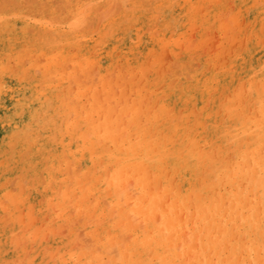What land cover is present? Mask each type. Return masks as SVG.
I'll return each instance as SVG.
<instances>
[{
  "label": "bare ground",
  "instance_id": "bare-ground-1",
  "mask_svg": "<svg viewBox=\"0 0 264 264\" xmlns=\"http://www.w3.org/2000/svg\"><path fill=\"white\" fill-rule=\"evenodd\" d=\"M203 2L204 1H201L200 4ZM116 3L120 4V2ZM109 4H112L113 6L115 3L111 2ZM119 4L118 6L121 7ZM200 4L199 2H195L193 5L191 4L193 9L187 11V13H185V10H187L190 5H187L186 2L187 6L185 5V9H183L180 5L181 8L178 9V12L182 13L178 15L183 17L186 16L188 20L193 22H202L200 12L202 13L204 9H200ZM218 6L213 5V8L208 14L214 21L217 20L220 23V25L218 24V28H225V31L227 30L229 32V30L233 27L229 26L228 29L227 24H229V22L233 23L235 18L233 17L234 19L230 20V14L227 13L226 10L222 11L221 15L216 16L217 11L220 10V7ZM62 8V12L64 13L61 18L54 17L56 13L51 14V16L50 14H44L46 17L40 16V18L32 21H30L27 16L22 15L23 13L18 14V16L11 14L13 12H0V264H37L39 262L36 256V246L38 245L36 241L37 235L32 232V222H34V220L37 221V217L50 215L51 218L63 217L65 219L66 217L73 215L89 216L96 213V215L101 217L106 216L105 214L107 213L106 219H109V222L110 220H113L110 223L112 225V229H115L114 232L121 226L123 227L122 223H125L124 220L130 219L127 221H131V223H126L125 227L121 230L124 231L127 228H130L128 231L132 234L127 235L128 238L129 236H132V240L127 242L116 240V242L113 243V237L105 238V236L107 237V234L112 232L108 229V225L104 227H99L98 225L96 226L97 228H93V225L92 229H95V235L94 239L91 240L95 241V244L90 242L91 240L88 239L90 236H88V238L85 237L84 239L86 240L87 238L91 245H85L88 248L89 246H92L90 248L94 251L96 250V252L98 251V254L102 251L101 244H107L113 249V251H115L114 253L116 257H113V259L120 261L121 264H125V255L130 252V255L133 256L135 253H132V248L135 246L136 248L138 247V252L142 250L147 251V253L149 252L150 255L154 253V259L157 260L158 264H176L178 260L181 259L182 253L180 252L182 251L185 252L184 256L186 262L183 260L180 264H202V262H204V257L202 255L207 256L209 253H207V251H202L200 254L201 250L199 249L198 252L200 255L198 256V252H194L195 245L200 248L202 247V250L206 248L209 251L216 253L217 251H220V249L218 250V245L210 239L214 230L217 229L221 232V234H223L227 221L240 216L243 221L250 220V222L252 219L257 218L258 216L260 217V214L258 215V212L260 211H258V209H260V207L257 208L256 211L253 209L252 217H248V219L247 217L245 218L243 214H240L242 213L244 207L241 210L242 206H240V202L238 201L242 202L244 200L237 199V196L240 192H242L244 185L246 187L245 189L252 191V193L255 192L257 194L264 192V99L261 98L262 101L259 102L261 103L262 108L261 119L259 121L257 120V122L253 125H251V123L247 124L246 127L241 125L231 130H219L212 128L211 132L214 133V135H212L213 141L208 139L206 142H200L202 137L195 138V135L199 134V131H197L198 127L196 126V124H200L201 122L198 121L199 116L197 117L198 120H193L194 122L192 121L194 123H192V125L197 127L192 129L196 132V134L194 136L188 135L185 131L187 125H183L185 126L184 128L178 123L179 121L176 122L177 119H182L179 117L181 115L177 116L178 112L177 114L175 112V115L169 112V107L173 104H170L171 106L168 105V107L167 105L163 106L164 103H162L163 105L161 104V106L166 108L165 110H169L167 111L166 118L168 119V117L171 116V120L170 118L169 121H166V118L162 119L160 113L157 112L153 115V121L151 119L148 120L150 115L146 116L144 110H140L142 107L140 106L139 108V105H143L144 101L142 100L145 99L146 101L147 96L151 97V94L153 93V90H150L151 88L147 89L146 92H143L139 86H133V84L130 85V89L134 91L137 96V100L134 97L136 100H134V102H129V97L128 100L122 98L123 96H126V92L128 91L124 93L125 95L122 93L123 96L118 99L112 91L113 89H111V87H115L114 85L111 86L113 83H119V86H121L124 82V84L126 83L127 85L128 80H125V78L129 73L135 70H132L135 66H138L137 58L133 55L134 51L131 50V48L135 49L141 46L144 51H148L149 46L146 42L147 40L136 41L138 38L135 36L132 46L124 43L120 47V43L116 42L113 44V42L108 40L109 36H111V34H109L110 30H104L103 28L100 36H102L104 42H101L102 49L99 52V58L95 60L92 57L93 41L89 37L91 32H86L84 30L85 28L88 29V26H90V23L87 21L94 17L93 12H91L90 9L93 8L97 11L99 9H97L93 3H88V5H86L83 0H75V2L68 0V3L64 7L62 6ZM227 11L229 12L230 10ZM102 15L104 17V14ZM102 15L100 17L101 19ZM83 22L86 24L88 23V26L85 27L86 25L84 26ZM110 25H112V23L106 22L104 27ZM211 25L213 26L214 24L212 23ZM207 27H210V25ZM196 29H198V27H196ZM167 37L168 36L165 35L162 38L155 39L153 42L154 46L157 49H162V47L167 43L165 41H168L169 44V39ZM122 39L124 40V38ZM177 39L178 38L175 40ZM189 41H191L190 38L187 42ZM185 42L186 41H184V43ZM194 42L192 39L190 44L187 43V45H189L188 49L194 48ZM199 43L201 44L202 41ZM177 44L178 43H176V45ZM181 44L183 43L181 42ZM8 45L20 47L22 51L20 56H16V59L19 60L18 63H20L17 64V68H13L10 65L9 59L15 55L18 49ZM195 47L197 46L195 45ZM73 48H75V51L76 49L78 50L75 56H72ZM185 48L188 50L187 47ZM194 50L197 51L198 49L194 48ZM138 51L140 52V50ZM164 51L168 54L166 49ZM164 51L160 54L163 55ZM117 52H120L124 57L125 71L129 72L127 73V76H124V78H120L119 74L118 78H114L116 70L114 69L113 71V69H110V66L115 61ZM153 52L152 54H154ZM198 52H202V50H199ZM195 53L197 52L194 51V54ZM167 54L163 56L168 59L170 57H168L169 55L166 56ZM161 55H159L158 58H160ZM200 56L202 55L200 54ZM191 57L194 59L193 54ZM166 58L163 57L162 60L164 59L163 61L165 62ZM167 59L165 63L169 61V59ZM207 59L208 57L205 61ZM171 60L172 59H170L169 62H171ZM26 62L29 64L27 65ZM175 62L176 64H174ZM177 62L178 59L177 61H172V66L175 65V67L177 66L176 68L179 69V62L178 65ZM162 63L163 62H160L161 65ZM165 63L163 65H165ZM194 63L196 65L197 61ZM143 64L145 65V63ZM115 65L117 67V64ZM147 65L148 64H146V67H149V65ZM95 66L99 68V72H97L98 70L95 69ZM90 68L91 71H97H90L89 76L91 74L94 76L91 75L92 77L90 76L87 79L83 78V80L86 81L89 79L94 81H91L92 84L90 81H87V83L89 82L88 84H91V86L85 88L81 85L82 81L81 84H79L78 78ZM160 68L161 70L163 69L162 73H165V71L168 73V68L164 69V66L163 68ZM160 68L156 71L158 72L157 77L156 75L154 76L157 80L160 75L159 72L161 73ZM188 70L185 72L188 73ZM146 71H148V69ZM126 72L124 73L125 75ZM174 72L175 74L177 73L176 69ZM174 72H169L168 75H174ZM189 72H193V70ZM144 73H142V76ZM136 74L132 76L133 78L131 77L133 81L137 78L135 77L137 76ZM96 75H98V79ZM154 77L152 76V79ZM192 77L193 75L191 77L189 76L188 79H191ZM95 78L98 81L94 80ZM131 79L129 80L131 81ZM143 80L144 79H141V82ZM173 80H176V78ZM95 81L99 83L100 88L98 87L97 89L98 84ZM172 81L170 82L172 83ZM137 83L139 85L141 84L140 81ZM187 84L189 83L185 82V85ZM201 84L203 83L201 82ZM168 86L169 84L167 85V88H165V91L167 92V103L173 102L174 98L180 96L189 99L188 101H191V99L196 97L194 96L195 93L191 94L190 88L187 86H185L183 90L179 91H177L178 86L177 88H170ZM158 87L160 89V84ZM158 87H156V89ZM127 88L128 87H126V90ZM117 89L119 90V87L116 88V91L119 92ZM156 89L154 91H156ZM208 89L206 91H208ZM149 91L152 92L150 95L144 94H149ZM164 93L162 92V95L159 94L161 99L165 98ZM144 96H146V98H143ZM149 99L150 98H147V100ZM208 99L209 98L206 100ZM119 100H121L120 103H118ZM183 102H185V100ZM207 103L208 102H206V105ZM153 105L151 106L152 109L154 106L156 107L157 104ZM148 109L149 108H147V110ZM152 109L148 110L149 113H151ZM115 110L120 111L119 114L117 113L118 115L115 113L117 112ZM180 110L183 109L180 108ZM190 111V114L193 113L192 109ZM168 112L171 115H169ZM115 114L116 116L123 114V116H120L119 119L114 116ZM143 114H145V116H143ZM256 114L257 112L255 115ZM172 115L177 117L175 121H173ZM124 116L128 117L129 121L130 119H136V121L132 122L136 123L128 125L125 122L126 120L123 119ZM196 116L197 115L194 116L195 119H197ZM231 117L233 118V116ZM142 119L143 121L145 120L144 122L142 121L143 123L141 122ZM183 122L182 124L185 123ZM190 126L191 124L188 125L187 128ZM241 135L244 136L242 137V140L238 138ZM214 137L220 141H216L219 142L218 146L220 147L216 148L217 151L215 152L211 151V148L216 145V143H213ZM228 139L236 140L239 143L243 141L242 143H244L241 144L244 145L245 150L243 152H237L233 162L232 157L234 155H232V153L231 159L229 158L231 162L228 161L229 159L228 156H226V153L224 158L221 155V145L223 147V144L226 141H229ZM248 141H250V143H248ZM232 142L230 143L229 141L227 143L230 146V144H233ZM233 145L234 146L231 147V150L234 149L235 143ZM180 149L182 151H180ZM212 149H215V147ZM228 149L230 151V148ZM181 155L185 156L183 157ZM205 158H207L210 162L209 165L211 168L209 169L216 171L213 175L220 177V184L223 182L224 185H229V188H225L223 193H220V190V192L218 191V195L213 194L216 192L212 193V190H216L217 184L215 183L220 180L215 181L217 178L214 176H212V178H215H213V180L210 177V182L213 181L215 185L211 182L207 186V182L205 183V186L203 185L204 187L201 188V183L199 185L197 182V171L208 169L204 167H202L203 169H200L202 164L199 165V161L202 159L205 160ZM223 159H225L227 163H225ZM206 163L203 165H206ZM209 169L208 173L211 174V170L209 172ZM186 171L192 175V178L190 179L193 180L187 184L186 188L189 190L188 193L184 192L181 182L174 185V180L172 181V174H174V172L180 174ZM216 173H218V175ZM205 175H207L206 171ZM201 176L204 175H199V177ZM212 185L215 186V188L213 186L214 189L211 188ZM112 194L115 196H112ZM215 195L220 196V199H215ZM245 195L247 196V193ZM247 197L246 199L249 198ZM190 202L195 203V206L194 204L193 206L191 204L193 212L192 210L189 211L190 206L188 207V205ZM256 204L259 205L258 203ZM252 205L255 204L253 203ZM185 206L187 207V213H191L193 217L188 216L189 213L186 214L184 213L185 211L182 212ZM261 208H264V202H262ZM249 210H251V208ZM74 218L76 217L74 216ZM87 219H89V217ZM238 219L237 222H239ZM72 220L70 221L73 222ZM76 220H79V223H81L82 219ZM76 220L72 224H74ZM103 220L105 219L103 218ZM96 221L99 222L97 218ZM259 221L260 220H258L257 223H259ZM234 222L232 221L231 223ZM237 222L234 223L235 226L238 224ZM195 223L196 226L198 225L197 223H202V226L200 224L199 226L208 234L203 239L202 236L204 237V234L206 233L200 230L204 234L200 238L198 236V238H194L195 240L198 239L197 242L195 240L191 242L190 238L193 234H191L190 231L194 228L190 226L191 229L189 230L188 226L189 224ZM229 223L230 222H228V224ZM257 223L255 225H257ZM72 224L70 223V225ZM55 225L57 226V224H54L53 226ZM66 226L69 227V225ZM142 226L147 227V234L144 238L136 234L139 227ZM239 226L241 225L239 224ZM232 227L235 229L234 226ZM232 229L230 226L229 230L233 231L234 229ZM83 230L84 229H82V231ZM142 230L145 231L144 228H142ZM230 231H227L225 235H232V232ZM56 232L59 233L61 231ZM84 232H87V229H85ZM118 232L119 231H117V233ZM189 232L190 237L187 236ZM219 232H217V234ZM243 232L245 235V230ZM64 233L67 234V231ZM76 233L78 234V232ZM87 234L88 233L85 235L87 236ZM122 234L120 233L119 238L124 240L125 238L122 237ZM194 234L197 235L198 232ZM221 234L218 236H222ZM231 235H229L230 238H232ZM244 235L242 236L244 237ZM41 237L44 238L42 235ZM225 237H223L225 240L229 238L226 237V239ZM82 238L83 236L81 237V240ZM248 238L249 236L247 239ZM255 239L256 237H254V239L252 237L251 240ZM177 242H180L181 245H179V247L182 246L181 250L180 248L178 249ZM85 245L83 244V246ZM247 246L250 245L246 244L244 247ZM261 246L262 242L260 248L258 249L259 251ZM74 247L75 246H73V248ZM90 248L88 250H90ZM107 248L108 247L105 249ZM54 249L56 254V248ZM87 249L84 247V250ZM57 250H59L58 247ZM113 251H111V253ZM186 251L194 252L195 255L192 253L194 256L187 258L186 256H189L190 254L186 255ZM260 253L262 252L260 251ZM94 255L97 254L94 253ZM230 255L232 256L233 254ZM208 257H206L207 260L211 258ZM258 257L259 256H257L258 261L256 260V262L261 264L260 260L262 259ZM47 260L50 259L46 258V261ZM213 260L216 262L215 259ZM223 260H226V258ZM132 261L130 262L134 263ZM211 262L210 264H214V262ZM88 263L90 264V262ZM232 263L233 262H231V264ZM91 264H115V262L110 260L108 263H102L95 260ZM262 264H264V262H262Z\"/></svg>",
  "mask_w": 264,
  "mask_h": 264
},
{
  "label": "rangeland",
  "instance_id": "rangeland-1",
  "mask_svg": "<svg viewBox=\"0 0 264 264\" xmlns=\"http://www.w3.org/2000/svg\"><path fill=\"white\" fill-rule=\"evenodd\" d=\"M57 1H59V0H8V1L0 0V12H5V13L6 12H8V13L13 12V13H11L13 15H18V14L23 13L22 15L27 16L30 19V21L37 19V18H40V16H45V15H49V14L51 16V14H55V13L57 16L55 15L54 17L61 18L62 14L64 13V12H62L63 11L62 6L64 7L68 3V0H63V1L60 0L59 2H57ZM71 1L75 2V0H71ZM83 1L86 3V5H88V3H93L97 7V9H99L98 11L93 9V8L90 9L91 12H93V16H94L92 19L87 21L88 23H90V26H88V23L86 24L83 22L84 26L86 25L85 27L88 26V29L85 28L84 31H86V32L90 31L91 32L89 34V37L93 41L92 57L95 60H97L99 58V54H100L99 52L102 49L101 42L102 43L104 42L102 36H100L101 30L103 28H104V30L105 29L110 30L109 34H111V36H109L108 40L113 42V44L116 42L120 43V47L124 43H127L128 45L132 46V44L134 43L135 36H137V38H138V40H136V41H140V40L146 41L147 40L146 42L149 46L148 51H146V50L144 51L141 48V46H139L135 49L131 48V50L134 51L133 55H135V58H137L138 66H135L132 69V70L135 69L134 71L137 70L136 72L132 71L134 73H132V72L129 73V72L125 71L124 57L121 55L120 52H117V56L115 57V61L110 66L111 68L110 67L109 68L111 70L113 69V71H114V69L116 70L115 74H114L115 77L113 76L114 78H118L119 75H120V78H124V76H127V73H129L128 76L125 78V80H128L127 85H126V83L124 84V82L122 83L121 86H119V83L118 84L113 83L111 85V86L114 85L116 88L119 87V90L117 89L119 92L116 91L115 87L113 88L110 86L111 89H113L112 91L114 92V94L117 96L118 99L121 98V96H123L122 93L124 94L126 91H128V92H126V96H123L122 98L127 99V100L130 98L128 100L129 102H134L135 99L137 100L136 93L130 89V85H132V84H133V86H139V88H141L143 90V92H146V90L149 88H151L150 90H153L152 91L153 93L150 91H149V94L144 93L146 95H150L152 93L151 97L147 96V98H150L149 99L150 102H149V100H147L146 96H144L143 98H146V101H145V99H143L142 100V101H144V103L142 102L143 105L142 104L139 105V108H140V106L142 107L140 110L141 111L144 110L146 116L150 115L148 120L151 119L153 121V119H154L153 115L156 114V112L160 113L162 119H165L167 117L166 114H167V111H169V110H170L169 112L172 114H174L175 112L177 114V112H178L177 116L181 115L179 117L182 119L181 120L177 119L176 122L179 121L178 123L181 124L182 126L183 125L188 126L190 124H191V126H193V127L190 126L191 128L190 127L187 128V126L185 128V126H183L185 128V131L187 132V134L194 136L196 134V132H194V130H192V129L198 127L197 131H199V134H196L195 138L202 137V139H200V142H206L208 139L213 141L212 135H214V133L211 132L212 128L219 129V130L220 129L231 130V129L239 127L241 125L244 127H246L247 124H250V123H251V125H253L255 122H257V120L259 121L261 119L262 108H261V103H259V102L262 101L261 98L264 99V96H262V95H264V0H218V1L217 0H127V1L126 0H86V1L83 0ZM90 1H93V2H90ZM115 1L120 2V4L116 3ZM201 1H204V2L200 4ZM108 2L109 3H111V2L115 3L116 6H115V4H113V6H112V4H109ZM186 2H187V5H190V6L187 8V10H185L186 11L185 13H187V11L193 9V6L191 7V4L193 5V3H195V2H199L200 9L201 10L204 9L202 11V13L200 12V17H202L201 18L202 22H193V21L188 20L186 18V16L183 17V16L178 15V14L182 13V12H178V9L181 8V6L183 9H185ZM207 3H209V4H207ZM118 4L121 7H119ZM60 5H61V7H60ZM213 5H217V6L220 5V6H218V7H220V10L217 11L216 16L221 15L222 11L226 10V12L230 14V17H229L230 20L235 18L233 20V23L232 22L230 23L229 21H227V22H229V24H227L228 29H229V26L233 27L232 29L229 30V32L227 30H226L227 31L226 32L225 28H223V27H222L223 29L218 28L220 23L217 20L214 21L213 18L208 14L209 11L213 8ZM190 7H191V9H190ZM57 8H58V10H57ZM112 8H113V10H112ZM11 10H13V11H11ZM227 10H230L231 12L230 11L228 12ZM116 11H118V12H116ZM101 13L104 14V17ZM101 15H102V19L100 18ZM106 22H110V23H112V25L104 27ZM227 22H225V23H227ZM212 23L214 24L213 26L211 25ZM208 25H210V27H207ZM196 27H198V29H196ZM172 29H173V31L174 30L175 31L173 32ZM165 35L168 36L167 38L169 39V44H168V41H165L167 43L162 47V49L161 48L157 49L153 44L154 40L157 38L158 39L162 38ZM122 38H124V40ZM176 38H178V39L175 40ZM189 38L191 39V41H192V39H193V42L195 41L193 46L195 49H198L197 51L194 50V48L188 49L189 45H187V43L190 44V42H191V41L187 42L189 40ZM184 41H186L187 43L186 42L184 43ZM201 41H202V43L200 44L199 42H201ZM181 42L183 44H181ZM176 43H178V44L176 45ZM196 43H198V44H196ZM195 45L197 47H195ZM198 45H199V47L201 46L200 49H199ZM8 46L15 47V46H11V45H8ZM178 46H181V47H178ZM183 47L184 48L187 47L188 50H186V48L184 49ZM15 48L18 49L17 52L15 53V55L13 57H11L9 59V63L13 68H17V64H20V63H18L19 60L16 59V56H20V54L22 53L20 47H15ZM164 48L166 49V51H168V54H167V52L164 51L165 50ZM73 50H72V56H75V54H77L78 50L76 49V51H75V48H73ZM138 50H140V52ZM153 50H154V52H153ZM199 50L200 51L202 50V52H198ZM163 51H164L163 55H165V54H167L166 56L169 55L168 56V57H170V58H168L169 61H170V59H172L171 62L167 61V63H165L167 58L160 54ZM194 51L197 52L198 54L197 53L194 54ZM152 52L154 54H152ZM174 52H176V53H174ZM93 53H95L96 55ZM199 53L202 56H200ZM192 54L194 56V59L191 57ZM159 55H161L160 58H158ZM162 56L164 58H166L165 62L163 61L164 59L162 60V58H163ZM207 57H208V59L205 61V59ZM119 58H121V59H119ZM149 58H151V59H149ZM179 58H180V60H179ZM156 59H157V61H156ZM177 59L179 62V65H178V62H177V65H178L180 70L178 68H176L177 66L176 67H175V65L172 66L173 65L172 61H174V60L177 61ZM181 59L184 60L185 63ZM194 60L197 61L196 65L194 63L195 62ZM160 62H163L162 65L160 64ZM199 62H200V64H199ZM143 63H145V65ZM164 63H165V65H163ZM170 63H172V64H170ZM26 64L28 65L29 63L26 62ZM115 64H117V67ZM146 64H148L149 67H146ZM158 64H159V66H158ZM174 64H176V62ZM142 65H144V66H142ZM180 65H181V68H180ZM182 65H183V67H182ZM192 65H193V67H192ZM140 66H142V67H140ZM163 66H164V69L168 68L167 69L168 73L174 72L175 69H176L177 73L175 74V72H174V75H171V74L168 75V73L165 70H164L165 73H162L163 69L161 70L160 67L163 68ZM95 67H93V68H95ZM121 67H123L124 69ZM155 67H157V68H155ZM185 67H187V68H185ZM190 67H192V68H190ZM149 68H151V69H149ZM159 68L161 70V73L159 72L160 75H159L158 80H157L156 77L158 75V72H156V71L159 70ZM188 68H189V70H188ZM95 69L98 70L99 68L96 67ZM145 69L146 70L148 69V71H146ZM205 69H207V70H205ZM97 70L91 71V68L87 69V71L82 76H80L78 78L79 84H81V81H82L81 85H83L85 88L90 87L92 84L91 81L92 82H94V81L89 79L87 81H90L91 84H88L89 82L87 83V81L83 80V78L87 79L88 77H90L92 75L91 74L89 76L90 71L96 72ZM117 70H118V72H117ZM182 70H183V73H182ZM187 70H188L189 74L187 72H185ZM191 70H193V72H189ZM122 71H125L126 75L124 74L125 72H122ZM196 71H197V73H196ZM97 72H99V70ZM144 72L145 73L147 72L148 74L146 73L147 74L146 75ZM150 72H152V73H150ZM136 73H138V74H136ZM142 73H144L143 76H142ZM178 73L181 75H179ZM198 73H200V74H198ZM135 74L137 75V76H135L137 78L134 77L135 80L133 81V79H131V77L134 76ZM187 74L190 77L193 75V77L191 79L190 78L188 79L189 76ZM155 75H156V77H154ZM92 76H94V75H92ZM96 76L98 79V75H96ZM152 76L155 78V80H154V78L152 79ZM196 76H197V78H196ZM177 77H179V78H177ZM175 78H176V80H173ZM97 79L95 78L94 80L98 81ZM129 79H131V81ZM141 79H144V80L141 82ZM84 81H86V82H84ZM138 81H140V83H141L140 85L137 83ZM170 81H172V83ZM121 82H122V80H121ZM185 82H187L189 84L185 85ZM201 82L203 84H201ZM96 83L98 84L97 89H98V87L100 88L99 83L98 82H96ZM159 84H160V89L158 87ZM168 84H169L168 87H170V88H177V86H178L177 91L183 90V88L185 86H187L190 88L191 94L195 93L194 96H196V97L191 99V101H188L189 99L180 96V97L174 98L173 102L167 103V100H166V98H167L166 93L167 92L165 91V88H167ZM208 85H209V87H208ZM126 87H128L127 90H126ZM156 87H158V88L156 89ZM194 87H196L197 89ZM241 87H242V89H241ZM155 89H156V91H154ZM207 89H208V91H206ZM174 90H176V89H174ZM132 92H134V93H132ZM162 92L163 93L165 92L164 93L165 94L164 99L163 98L161 99V96H159V94H161ZM132 94H134V95H132ZM129 95H131V96H129ZM157 96H159L160 98ZM134 97H135V99H134ZM207 98H209V99L206 100ZM157 99H158V101H157ZM155 100H156V102H155ZM184 100H185V102H183ZM120 101L121 100H119L118 103H120ZM181 101H182V103H181ZM206 102H208L207 105H206ZM162 103H164V105ZM153 104L154 105L157 104L156 107ZM161 104L163 106L167 105V107H168V105L171 106L173 104L172 105L173 108L171 106V107H169V110H165L166 108L161 106ZM152 105L154 106L153 109L151 107ZM147 108H149L148 110L152 109L151 113H149ZM177 108H179V109H177ZM180 108L183 110H180ZM191 109L193 110L192 112L194 114L191 113L193 115H191L189 113V111ZM157 110H159V111H157ZM179 110H180V112H179ZM115 111H117V112H115ZM115 111L114 112L116 114L117 113L119 114V112H120L119 110H115ZM256 112H257L256 115H258V116L255 115ZM170 113H169V115H171ZM116 114L114 116L117 118H119L120 116L121 117L123 116V114H120V116H116ZM145 114H143V116H145ZM195 115H197L196 118L199 116L198 117L199 120H198V118L195 119V117H194ZM200 115H203V116H200ZM237 115H238V117H237ZM231 116H233V118ZM170 117H168V119L166 118V121H169ZM172 118H173V121H175L177 117L172 115ZM203 118H204V120H203ZM123 119L126 120V121L125 120L124 121L128 125L136 123V122L132 123V122L136 121V119L135 120L130 119V121H129L128 117H126V116H124ZM184 119H185V121H184ZM170 120H171V118H170ZM193 120H198L199 122L200 121L201 122H200V124H196V126H197L196 127V126L192 125V123L194 122ZM142 121H143V119L141 120V122ZM182 122L184 124H182ZM195 122H197V121H195ZM242 137H244V136L241 135L238 138L242 140L243 139ZM228 140L230 141V143L232 141H233L232 142L233 144L235 143L234 149L235 148L236 149L231 150L232 149L231 147H233L234 145L230 144V146H229V144L227 143L229 141H226L223 144V147L220 144L221 149H222L221 155L224 158L225 153H226V156H228V159L229 158L231 159V156L234 155L232 157V162H233L235 160V154L237 152H243L245 150L244 145H242L244 143H242L243 141L239 143L233 139H228ZM216 141H219V139H215V137H214L213 143H216V145L214 146L215 149H212L214 147L211 148V151H213V152L217 151L216 148L220 147V146H218V143L220 141L219 142H216ZM248 143H250V141H248ZM226 147L230 148V151ZM223 148L224 149L226 148L225 149L226 151ZM236 150H238V151H236ZM180 151H182V150L180 149ZM231 153H232V155H231ZM181 156L184 157L185 155H181ZM225 159H227V158H225ZM225 159H223V160L225 163H227L225 161ZM230 159L228 160L229 162H231ZM203 160L204 159L199 161V165L202 164L200 169L202 167L208 168V169L211 168L209 165L210 164L209 160L207 158H205L204 161ZM202 161H203V163H202ZM205 163L207 166L203 165ZM208 169H204L203 171L198 170L196 173V176H197L196 178H198L197 182L199 183V185L201 183V185H200L201 188H203L205 186V183L208 182V184H207V186H208L209 183L213 182V181L210 182V180H211L210 177L212 178V176H214L213 173H215L216 171L209 169V172L211 170V172H210L211 174H209ZM205 171L207 172V175H205ZM216 174L218 175V173H216ZM199 175H204V176H201L202 177L201 178V177H199ZM172 177H173L172 181L174 180L173 181L174 185L181 182L182 187L184 189V192L185 193L189 192V190H187L186 187H187V184L189 182H192L193 180L190 179V178H192V175L188 171L180 173V174L177 172L176 173L174 172V174H172ZM204 177H206V178H204ZM207 177H208V179H207ZM214 177H216V176H214ZM213 178H212V180H213ZM216 178L217 179L214 178L215 181L220 179L219 176ZM204 180H206V181H204ZM172 181H171V183H172ZM201 181L203 182V184ZM220 182H221V179L215 183V184H217L216 190L215 191L212 190V193L213 192H216V193H213V194L218 195L220 191H221L220 193H223L225 188H229V185L228 186L224 185L223 182L220 184ZM213 184H214V182H213ZM214 185H212L211 188H213ZM214 188H215V186H214ZM245 188L246 187L244 185L242 192H240L239 195L237 196V199L244 200L242 202L237 200L238 202H240L239 203L240 206H242L241 210L244 207V209L242 210V213H240V214H243V216H245V218L247 217V219H248V217L249 218L252 217L253 209L256 211L257 208L260 207V209H258V211L259 210L261 211V212L260 211L258 212V215L260 214V217L258 216L257 218H255L256 221H255V219H252L250 222V220L249 221H243V219L240 218L241 217L240 216V217L233 218L232 220L227 221V223H226L227 227L225 225L224 230H223L224 232L221 230L223 232V234H221V232H219L217 229L214 230V233L211 234L210 239L213 240L218 245V250L220 249V251H217L216 253L209 251L205 247H204L205 249L202 250L201 249L202 247L200 248L197 245H195V251L194 252H198L200 249L201 250L200 254L202 253V251H207V253H209L207 256L202 255L204 257L203 258L204 262H202V264H207V263L210 264V262L213 259L216 260V262H214V260L212 261V262H214V264H220V263L231 264V262H233L232 264H236V263L237 264H247V263L248 264H258V262H256L257 256H259L258 258L262 259V260L259 259L261 261V264H262V262H264V247H262V246H264V208H261V204H262V202H264V192L256 194L255 192L252 193V191H249L248 189L246 190ZM246 193L250 199L245 195ZM112 196H115V195L112 194ZM238 197H241V198H238ZM246 197L248 199H246ZM242 198H244V199H242ZM215 199L219 200L220 196H216ZM258 199H259V201H258ZM245 200H247V201H245ZM253 203L255 205H252ZM256 203H258L259 205H257ZM191 204H192V206H193V204L195 206V203L190 202V204L188 205V207L190 206L189 211L192 210V212H193V208H192ZM250 208L252 211L249 210ZM186 209H187V207L185 206V208H183L182 212L185 211L184 213L188 214L189 212L187 213ZM96 214H92L89 216L73 215L70 217H66L65 219L63 217L51 218L50 215H46L44 217H37V221L34 220V222H32V225H33L32 232L37 235L36 241H37L38 245L36 246L37 247L36 248V253H37L36 256H37V260L39 261L37 264H43V263L44 264H69V263L70 264H84V263L89 264L88 262H90V264H91L95 260L102 262V263H106V262L108 263V262H110V260H112V262H115V264H121L120 261L113 259V257H116V255L114 253L115 251H113V249L110 246H108L107 244H105V245L101 244L102 251L99 252L100 255L98 254V251L96 252V250L94 251L93 249L90 248L92 246H89L90 250H88L89 248L86 247V245H89V244L91 245V243L95 242V241L91 240V239H94V235H95V233H94L95 229H92L93 225H94L93 228L98 226V225H99V227H104V226L108 225L109 226L108 229L112 232L110 234H107V237L105 236V238H108V237L112 238L113 237L112 238L113 243H115L116 240H122L123 242H127L129 240H132V236H129V238L127 237L128 234L132 235L131 232L128 231V229H130V228H127L124 231L121 230L122 228L125 227L126 223H131V221L128 222L130 219L124 220L125 223H122L123 227L121 226L119 229H117L114 232L115 229H112V225L110 223L113 220H110V222H109V219H106L107 213L105 214L106 216H102L105 220H103V218L101 216L96 215ZM247 215H249V216H247ZM74 216L76 218H74ZM98 216H99V218H98ZM188 216L191 217L192 216L191 213H189ZM88 217H89V219H87ZM96 218L99 220V222L96 221ZM238 218L241 219L242 221L239 220ZM76 219H80V220L82 219L81 223H79V220H76ZM100 219H102V220H100ZM237 219L239 222L240 221L241 222L240 223L237 222ZM70 220H72L73 222L76 220V222L74 224H72L73 222H71ZM258 220H260L259 223H257ZM232 221L233 222L235 221L234 223L237 222L238 224L235 226L234 223H231ZM52 222L54 224H57V226L56 225L55 226L59 230H57L56 227L53 226L54 224ZM59 222H60V224H59ZM64 222H65V224H64ZM100 222H102V223H100ZM107 222H109V223H107ZM228 222H230V223L228 224ZM70 223L72 225H70ZM92 223H94V224H92ZM256 223H257V225H255ZM61 224H62V226H61ZM197 224H198L197 226H196V223L195 224H189V226H188L189 230L191 229L190 226H192L194 228L190 231L191 234H193L192 237L190 238L191 242H193L195 240L194 238H198V237L200 238L204 233H206V234H204V237L202 236V238L204 239L208 234L207 232H204L205 230L203 228L201 229V227L199 226V224L201 225L202 223H197ZM239 224L241 226H239ZM66 225H69V227ZM252 225H253V228H252ZM230 226H231V229L233 228L232 226H234L235 229L233 228L234 230L232 229L233 231H230L229 230ZM237 226H239V227H237ZM70 228H73L74 230L70 229ZM142 228H144L145 231L142 230ZM146 228H147L146 226L139 227L136 234L140 237H143V238L146 237V234H147ZM62 229L65 231H63ZM82 229H84V230L87 229V232H84V230L82 231ZM89 229H91V230H89ZM248 229L249 230L252 229V230L249 231ZM258 229H259L260 233L258 232ZM68 230H69V232H68ZM200 230H202L204 233ZM226 230L232 232V235L229 234V235H231L232 238H230L229 235H225L227 232ZM242 230L243 231L245 230L246 236L243 234L244 232ZM43 231H44V233H43ZM56 231H61L62 233L61 232L58 233ZM66 231H67V234L64 233ZM117 231H119V232L117 233ZM76 232H78V234ZM190 232L188 233L187 236L190 235ZM196 232H198L199 235L198 234L195 235L194 233H196ZM217 232H219V233L217 234ZM86 233H88L87 236L85 235ZM89 233H90V235H89ZM120 233L121 234L123 233L122 237L126 239V240L124 239L125 241L122 238H119ZM124 233L126 234V237H125ZM220 234L222 236H218ZM248 234H250V235H248ZM41 235L44 236V238L41 237ZM49 235H52V236H49ZM112 235H115V236H112ZM242 235H244V237ZM82 236H83V238L81 240ZM88 236H90V238H88ZM225 236L229 237L230 239L228 238L229 239L228 240ZM248 236H249V238L247 239ZM85 237H87L89 240H91L90 241L91 243L88 242L87 238L85 240L84 239ZM223 237H225L227 240L223 239ZM252 237H253V239H254V237H256L257 240L256 239L251 240ZM197 240L198 239H196L195 241L197 242ZM40 241H41V243H40ZM249 241H250V243H249ZM255 241H258V242H255ZM260 241L262 242V246L260 249V251L262 253H260V251L258 250L260 248V245H261ZM245 242H246V244L250 245L251 247L250 246L244 247V246H246ZM81 243H83L84 245L86 244V245L83 246V244H81ZM226 243H227V245H226ZM79 244H80V246H79ZM177 244H178V249L180 248V250H181L182 246L179 247V245H181L180 242H177ZM73 246H75V247L73 248ZM57 247L59 248V250H57ZM84 247L86 249L87 248L88 249L84 250ZM106 247H108L110 249H108V248L105 249ZM54 248H56V251H57L56 254H55ZM246 248L247 249L249 248V249L247 250ZM137 250H138V247L136 248L134 246L132 248V253H135V254H133V256H131L130 252H129L128 254L125 255L126 256L124 259L125 261L123 260L125 262V264H129V263L130 264H140V263L141 264H158L157 260L154 259L155 258L154 253L150 255L149 252L147 253V251L141 250L140 252H138ZM139 250H140V248H139ZM111 251H113V252L111 253ZM80 252H82L83 255ZM194 252L186 251V255L190 254L189 256H186V257L187 258L193 257L195 255ZM51 253H53V254H51ZM94 253L97 255H94ZM180 253H182L181 259L178 260V262L176 264H178V263L180 264L183 260L185 261V256H184L185 252L182 251ZM192 253H194V255H192ZM212 253H213V255H212ZM220 253H222V254H220ZM197 254H198V256L200 255L199 252ZM230 254H233V255L231 256ZM255 254H256V256H255ZM44 255H45V257H44ZM77 255H78V257L76 258ZM103 255H105V256H103ZM138 255H139V257H138ZM205 255H206V253H205ZM85 256H86V258H85ZM208 256L211 258H209ZM238 256H239V258H238ZM134 257L136 260L134 259ZM206 257H208L209 259L207 260ZM222 257H223V259L226 258V260H223ZM46 258L50 259V260H47L48 263L46 261ZM137 258H138V260H137ZM187 258H186V260H187ZM51 259L53 260V262ZM67 260H68V262H67ZM147 260H148V262H147ZM130 261H132L134 263H131ZM250 261H252V262H250Z\"/></svg>",
  "mask_w": 264,
  "mask_h": 264
}]
</instances>
